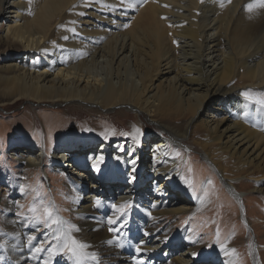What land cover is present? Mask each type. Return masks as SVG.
<instances>
[{"label": "bare ground", "instance_id": "1", "mask_svg": "<svg viewBox=\"0 0 264 264\" xmlns=\"http://www.w3.org/2000/svg\"><path fill=\"white\" fill-rule=\"evenodd\" d=\"M260 93L261 0H0V103L125 106L162 128L143 134L135 126L97 145L51 148L48 168L65 174L74 192L76 228L65 222V251H53L45 243L57 231L47 229L54 235L41 244L44 231L18 218L21 201L10 200L0 215V264H237L228 242L202 251L204 244L183 239L184 231L165 233L159 221L208 205L192 192L200 175L188 181L185 169L191 164L193 174L194 165L189 151L175 147L177 139L192 141L235 199L242 178L264 197ZM36 147L7 154L37 168L46 150ZM36 247L48 249L37 255ZM263 247L255 239L253 264H260Z\"/></svg>", "mask_w": 264, "mask_h": 264}, {"label": "rangeland", "instance_id": "2", "mask_svg": "<svg viewBox=\"0 0 264 264\" xmlns=\"http://www.w3.org/2000/svg\"><path fill=\"white\" fill-rule=\"evenodd\" d=\"M260 98L264 99L263 93H260ZM135 126L141 127L143 134L157 133L162 129L157 122L151 121L148 115L137 114L133 108L125 106L110 111L95 109L77 101L37 102L29 98H22L12 104L0 103V215L4 214L8 201L20 199V209L16 214L28 227L39 225V231H45V228L57 231L56 238L63 236L65 222L68 230L76 228L75 213L72 209L74 192L72 188L66 187L69 178L65 174H56L58 171L48 168L51 148L72 150L71 146L75 145H97L105 137L111 140L121 138ZM171 140L169 138L168 141ZM191 144L192 141L182 138L176 140L175 147L181 148L184 155L190 152L188 160L194 165L193 174L192 165L189 164L185 169V176L191 175L188 180L191 182L194 176L200 175L192 192L204 201L207 198L208 205L197 207L188 215L184 213L179 216H163L159 221L160 225L167 230H164L165 233L184 231L183 239L186 240V236L204 244L202 251L217 249L219 244L228 242L237 249V264H253L252 250L255 239L264 245V197H259L250 182L242 178L236 186L239 198L235 199L220 182L222 179L216 172H212L205 156L195 146L192 148ZM28 145L33 148H37V145L45 147L44 162L37 168L31 166L25 169L22 163L7 154L15 147L30 148ZM33 148L30 149L31 154L34 153ZM79 150L81 153L82 149ZM45 169H49L48 178L44 173ZM197 189H200V192ZM172 194L177 193L174 191ZM121 212L124 215L122 222L125 223L129 211L125 209ZM201 212H205V215L209 213L202 223L198 218ZM208 227L210 232L217 235L216 239L209 238V234L204 233ZM3 231L0 220V234ZM0 239L3 241L1 235ZM49 242L53 251H65L61 243L59 248L56 247L55 239L45 243L47 247ZM260 260V264H264V247ZM219 261L220 259L216 264H221Z\"/></svg>", "mask_w": 264, "mask_h": 264}, {"label": "snow or ice", "instance_id": "3", "mask_svg": "<svg viewBox=\"0 0 264 264\" xmlns=\"http://www.w3.org/2000/svg\"><path fill=\"white\" fill-rule=\"evenodd\" d=\"M261 3H262V7H264V0H261ZM248 10H249V12H251L253 9L249 8ZM261 105H264V101H261ZM37 227H39V225H37ZM52 235H54V234L49 232L47 230V228H45V231L43 233V240H41L40 243L43 244L45 241H48V237L52 236ZM35 240H36V236H32L31 243H32V241H35ZM61 240L62 239L55 237V245H56L57 248H59ZM74 243H75V240H72V241H69L68 244L66 245V248L69 250V254L71 253V250L73 248ZM50 247H52L51 242H49V247L48 248H50ZM87 247H88V245H86V248ZM36 248H37V252L35 254H37V255L43 253L44 251H47V249H48V248H44V247H42V248L41 247H36ZM138 251H139V249H138ZM45 264H47L46 261H45Z\"/></svg>", "mask_w": 264, "mask_h": 264}]
</instances>
